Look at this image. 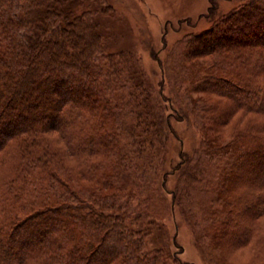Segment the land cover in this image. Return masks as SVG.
I'll list each match as a JSON object with an SVG mask.
<instances>
[{"label":"trees","instance_id":"obj_1","mask_svg":"<svg viewBox=\"0 0 264 264\" xmlns=\"http://www.w3.org/2000/svg\"><path fill=\"white\" fill-rule=\"evenodd\" d=\"M88 1L0 0V264H182L146 249L153 209L143 194L159 138L173 133L165 106L106 52L94 12L80 11ZM216 10L209 29L184 39L176 71L198 91L264 114V0ZM199 55L208 63L187 65ZM201 109L213 123L225 108ZM255 130L233 146L209 142L188 170L181 199L207 224L203 237L238 230L246 211L250 221L264 215V196L229 190L238 158L252 145L263 152ZM247 226L239 244L250 240Z\"/></svg>","mask_w":264,"mask_h":264},{"label":"rangeland","instance_id":"obj_2","mask_svg":"<svg viewBox=\"0 0 264 264\" xmlns=\"http://www.w3.org/2000/svg\"><path fill=\"white\" fill-rule=\"evenodd\" d=\"M244 1L89 0V6L80 8L81 12H94L93 19L97 20L106 52L121 55L118 60L127 63L122 65L120 61L124 75L142 77L153 99L165 106L162 116L169 120L173 133L164 129V139L159 138L160 154L155 156L148 188L143 194L153 209L149 216L152 233L146 249H163L176 255L182 264H264L263 214L250 221L251 211H246V218L238 219L241 224L238 230H229L223 237L211 230V237L207 234L203 237L202 230L207 229V224L196 218L187 202L181 199L182 187L190 173L188 170L193 169L190 167L198 160L197 154L206 149L209 142L233 146L241 132L251 133L254 128L255 135L264 137L261 130L264 114L246 112L218 95L198 91L195 88L198 83L193 85L176 71L177 67L178 70L181 68V59L187 53L183 49L184 39L211 27L212 19L208 14L212 4H216V16H220ZM208 61V56L199 55L187 65ZM213 103H220L225 109L219 119L210 123L206 119L208 113L201 108ZM256 147L250 146L238 158L239 166L235 163L238 178L229 190L238 191L240 195L264 196V185L258 180L263 173L264 146H261V155L253 151ZM93 159L100 160L98 157ZM184 168L187 172H183ZM127 190V193L133 191L132 187ZM133 192L139 193L136 188ZM132 199V206L138 212L143 208L141 199L139 195ZM247 225L250 226V240L239 244L237 239L244 235Z\"/></svg>","mask_w":264,"mask_h":264}]
</instances>
